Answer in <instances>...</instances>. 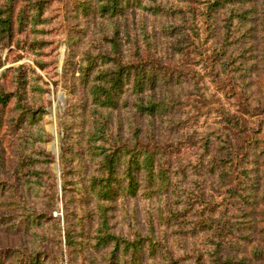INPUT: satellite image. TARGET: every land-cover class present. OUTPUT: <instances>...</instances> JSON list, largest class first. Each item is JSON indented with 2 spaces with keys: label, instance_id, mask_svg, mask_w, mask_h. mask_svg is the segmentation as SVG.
Instances as JSON below:
<instances>
[{
  "label": "trees",
  "instance_id": "trees-1",
  "mask_svg": "<svg viewBox=\"0 0 264 264\" xmlns=\"http://www.w3.org/2000/svg\"><path fill=\"white\" fill-rule=\"evenodd\" d=\"M3 52L0 264H264V0H0Z\"/></svg>",
  "mask_w": 264,
  "mask_h": 264
},
{
  "label": "rangeland",
  "instance_id": "rangeland-1",
  "mask_svg": "<svg viewBox=\"0 0 264 264\" xmlns=\"http://www.w3.org/2000/svg\"><path fill=\"white\" fill-rule=\"evenodd\" d=\"M65 50H66L65 43L61 42L58 48V55H57L58 65L55 68V71H57L58 73L61 72V68L64 63L65 53H66ZM1 56H2L1 62H3V65L0 67V72L6 66L12 65L4 61L5 59L4 52L2 53ZM21 62L29 63L30 61L23 54L21 59L16 63H21ZM208 96L209 95H206V97ZM48 98L50 100V104L48 106V112L44 117V126H45V129L51 134L52 138L46 144V147L49 151H51L57 157L60 152V145H61L60 144L61 130L59 127V118H60V113L62 112L64 108V104H65V91L62 90L60 84L55 86L52 83H49ZM53 170H54V173L56 174L57 180L60 181V167L57 161H55V163L53 164ZM58 206L60 208L61 204H59ZM57 215H59V212L57 213ZM63 264H65L64 259H63Z\"/></svg>",
  "mask_w": 264,
  "mask_h": 264
},
{
  "label": "built area",
  "instance_id": "built-area-1",
  "mask_svg": "<svg viewBox=\"0 0 264 264\" xmlns=\"http://www.w3.org/2000/svg\"><path fill=\"white\" fill-rule=\"evenodd\" d=\"M57 214V212H54V215H56Z\"/></svg>",
  "mask_w": 264,
  "mask_h": 264
}]
</instances>
